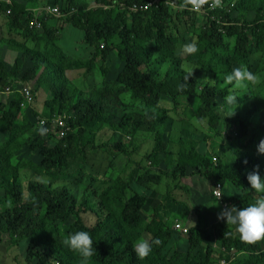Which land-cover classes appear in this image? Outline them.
Returning a JSON list of instances; mask_svg holds the SVG:
<instances>
[{
    "label": "trees",
    "instance_id": "16d2710c",
    "mask_svg": "<svg viewBox=\"0 0 264 264\" xmlns=\"http://www.w3.org/2000/svg\"><path fill=\"white\" fill-rule=\"evenodd\" d=\"M148 1L151 0H95L88 5L82 0H56L55 6L63 15L55 19L44 12V4L43 9L34 11L15 1H0V15L9 31L34 42L38 41L37 32L45 38L40 52L30 50L25 42L0 39L1 48L13 49L18 54L11 64L0 55V134L6 138L0 144V243L10 239L15 244L27 239V264H81L80 257L65 244L67 236L75 231L88 232L96 249L86 264H216L220 260L227 264H264V237L252 244L244 243L234 226L224 224L222 219L210 223L197 214V222L187 233L173 227L176 221L183 224L182 221L164 220L157 207L152 206L147 219L143 211L150 202L149 196L140 193L129 196L127 191L134 179L148 186L152 177L150 168L140 176L133 169L127 179L110 180L102 179L100 170L91 166V157L101 147H107L96 145L101 130L107 128L125 136L150 133L154 135V145L146 159L152 168L164 163L165 174L183 176L190 167L214 178L216 183L233 184L241 195L224 200L225 207L242 208L259 197L247 188L245 178L253 170L264 176V154L256 152V143L264 137V129L253 122L258 118V110L249 106L238 108L235 104L230 111L226 110L229 116L216 114L225 106L224 97L230 94L232 84L223 88L206 85L199 91L195 75H188L190 71H181L177 66L186 59L198 66L200 72L222 80L233 68L252 69V63L257 60L254 55L264 56V0H237L233 5L223 0L224 5L209 15L189 9L175 10L183 0L175 2V6L163 3L156 8L132 10L134 5ZM174 17L190 20L193 25L200 23L194 43L196 51L184 58L183 38L168 33ZM37 20L42 28H30V23ZM57 20L91 34L89 44L94 51L84 64H72L56 44L57 31L51 26ZM229 39H234L232 48L227 43ZM154 55L176 68L163 74L153 72L150 64ZM113 59L123 63L115 80H105L108 82L88 95L68 86L67 71L83 68L88 75L98 65L103 69ZM105 74L106 68L102 76ZM28 84L36 85L41 91L30 106L38 119L36 122L23 112V97L17 90ZM181 84L182 89L178 87ZM7 88L13 90L9 97L5 94ZM122 95L138 107L126 110L119 101ZM40 100L41 117L35 111ZM193 101L196 104L190 109ZM162 102L172 107L166 109ZM260 104L264 106V101ZM183 106L188 119L197 122L208 119V132L218 133L227 141L223 145L225 154H229L226 164L218 158L214 166L211 154L198 153L200 141L194 136L198 130L191 122L182 126L183 132L191 135L166 139V128L173 119L170 112H177ZM58 115L68 122L70 130L66 135L57 138L55 128L40 135L38 121L44 118L48 122ZM8 146L15 149L13 154L7 152ZM113 148L127 152L122 145ZM73 149L77 151L78 161L68 168L69 159L75 158L70 154ZM24 169L54 179H68L77 183L76 190L90 192L79 198L63 185L53 187L43 180H29L25 184L20 178ZM168 197L184 208L185 218L189 216L187 203L176 200L170 192L163 199ZM85 215L95 222L88 224ZM147 234L149 237L145 238ZM153 238H159V245L147 257L138 259L133 244L139 239ZM213 238L219 242L217 257L213 256L217 250Z\"/></svg>",
    "mask_w": 264,
    "mask_h": 264
},
{
    "label": "rangeland",
    "instance_id": "374dc122",
    "mask_svg": "<svg viewBox=\"0 0 264 264\" xmlns=\"http://www.w3.org/2000/svg\"><path fill=\"white\" fill-rule=\"evenodd\" d=\"M37 1V0H36ZM56 0H41L40 4L43 3L42 7L44 9L49 8L50 6L58 5L55 3ZM60 1V0H59ZM86 2L88 5H92L95 0H82ZM180 1V0H178ZM225 1V0H224ZM231 4H234L237 0H227ZM32 4V5H31ZM36 6L38 9V2H31L27 5V7ZM247 14V13H246ZM243 14V15H246ZM249 14V13H248ZM247 14V15H248ZM252 16L251 13L248 17ZM53 19L57 18L55 16ZM58 22L51 27L57 31V42L58 47L63 51V53L71 60L72 64L77 65L79 62L85 63L88 59L91 58L93 54V47L89 44L91 39V34L80 31L74 28L71 25H67L63 22ZM197 24V25H196ZM194 25L192 21L176 18L172 19V23L169 27L168 33L177 34L182 37L184 40V44L181 46L182 49V58L186 57L187 52L183 51L184 46L189 43L194 44L197 41L198 27H200V23L196 22ZM40 30V29H38ZM38 33V41L34 42L30 39H24L23 36L18 35L16 31H9L8 28L4 24L3 15H0V39L1 40H18L19 42H25V45L34 51H43V43L45 38L40 32ZM229 41V42H228ZM227 43H230V48L234 45V39H229ZM3 50L5 54L3 59H5L9 64L14 61L15 56L18 55L16 51L8 50L6 47L0 48ZM153 50V48H150ZM5 51V52H4ZM154 51V50H153ZM257 57L252 63V69L248 70L252 73L254 79L248 82L247 89L237 88L233 83L230 88V94H235L237 97L238 108L249 106L252 109L258 110V118H254L253 122L258 124L260 128L264 129V106L260 103L264 101V56H260V54L254 55ZM189 61L186 59H182L180 61V65L177 68L181 71H190L193 73L197 79L198 90L201 91L206 85L216 86L218 85L220 88L227 87L230 84L226 82V80H222L219 77H215L213 74H207L205 72H200L198 66L193 65V63H188ZM105 76H102V73H105ZM150 68L153 72L158 74H163L168 69H175V65H171L166 61H163L159 58V56L154 55L151 60ZM123 69V63L117 59H113L108 61L106 66L101 69L98 65L94 71H91L88 75H85V70L83 68L74 69L72 71H67L65 73V77L67 78V84L70 87L77 89L78 91H82L84 95H88V93L92 90H96L98 86L104 85L105 80H115L116 77ZM22 87H28L31 92L33 98L39 96L41 91H38L36 85L28 84L22 85ZM46 96V95H45ZM128 96L122 95L119 98V101L125 106L126 110H133L138 107V105H132V102L128 99ZM262 99V101H261ZM6 100H8L6 98ZM10 101V100H8ZM35 111H37L41 117L42 115V104L41 100L38 102ZM196 101H193L190 104V109L194 107ZM236 103L234 102L233 105ZM162 107L169 109L172 105L168 102H162ZM33 107V106H32ZM32 107H26L23 112L28 114L32 120L36 122L35 114L32 113ZM228 106L221 107L222 110L216 112V114H220L222 112L223 115H226L227 111H230ZM186 106H183L178 109L177 112H170L173 119L172 123H169V126L166 128V139L171 141L172 139L178 140V138L182 137V135H191L187 134L188 131L183 132V125H189L191 122L192 125L198 130V132L194 133L195 138L200 141V147L198 148V153L205 154L208 152L213 156V164L216 166V159H220V161L224 164L228 162L229 154H225L226 149L223 146L224 142L227 144L222 137L218 136V133H210L207 130L208 119L203 120V122H197L192 120V118H187V116L183 113V110ZM244 113V112H240ZM62 115H58L53 117L52 119H48L49 126L56 120L62 118ZM171 117V118H172ZM189 121H188V120ZM212 120L215 121V115L212 116ZM186 122V123H185ZM194 131V128H191ZM38 130V127H37ZM170 131V132H169ZM3 134V133H1ZM0 134V144L5 141V137ZM211 136V138H208ZM207 137V138H206ZM258 143V142H257ZM256 143V144H257ZM107 145L106 149L102 148V145ZM96 145H99L101 149L99 152L91 157V166L94 168H98L101 172L102 179H127L130 172L133 169H136L137 175H143L146 169H151V180L148 186H143L134 179L127 191V195H131L133 193H140L149 196L150 202L148 201L144 206L143 215L149 219L150 214L152 213V206L157 207L160 216L170 223L173 219H179L183 222V224L189 228L197 222V214H201L203 217L207 218L210 223L218 221L217 215L220 213L222 209L226 206L224 200H227L230 197H238L241 195V192L235 187L233 184L225 183L222 184V193L218 198L216 194H214V189L216 188L215 179H211L206 177L204 174L193 171L192 168L187 167L186 172L183 176L179 173L175 176H170L164 173L165 165L161 163L160 166L152 168L150 166V162L146 159V155H148L154 145V135L150 133H138L135 136H125L118 132H114L113 130H109L107 128L101 130L96 137ZM122 145L127 149L126 154L123 152H119L113 148V146ZM7 152L13 154L15 149L13 146H8L6 148ZM104 150V151H103ZM173 150H176L174 147ZM255 151V150H254ZM72 157L77 156L76 149H73ZM18 154V153H17ZM176 155V154H175ZM18 156V155H17ZM19 157V156H18ZM78 161V157L70 158L68 161V168H72L76 162ZM78 166V165H76ZM161 169V170H160ZM163 171V172H162ZM218 171V169H215ZM20 178L23 183H27L29 180H43L53 187L55 186H66L70 189L71 192L77 193L79 198L87 195L90 191H82L76 190L77 183L69 182L68 179H54L51 176L38 174L32 170L24 169L21 171ZM87 184V182L85 183ZM182 187H186L184 189ZM78 188V187H77ZM170 192V194L176 199L187 203L189 206V216L185 218L184 208L180 204H174L171 200V197L163 199V197ZM260 195V194H259ZM94 200V197L92 198ZM214 204V205H213ZM85 220L88 224H92L95 222V219H90L88 215H85ZM145 238L149 237V234L144 236ZM186 237V236H183ZM217 250L214 253V257L219 255V242L216 239H212ZM27 239L18 240L17 243H13L10 239L3 241L0 243V260L3 261L9 260L13 264H27L26 255H27ZM186 245H183L185 248Z\"/></svg>",
    "mask_w": 264,
    "mask_h": 264
},
{
    "label": "clouds",
    "instance_id": "9594fccd",
    "mask_svg": "<svg viewBox=\"0 0 264 264\" xmlns=\"http://www.w3.org/2000/svg\"><path fill=\"white\" fill-rule=\"evenodd\" d=\"M205 4H208L209 8L221 7L222 0H183L175 10L189 9L199 12ZM183 51L193 53L196 51V48L194 44L189 43L184 46ZM190 74L191 70L188 75ZM185 79L187 80V76H185ZM253 79L254 77L251 72L246 68L240 67L233 68L231 72L225 76V80L228 84L231 85L234 83L237 88L242 89H247L248 82ZM178 87L182 89L184 86L181 84ZM237 97L238 96L235 94L226 95L224 97V104L231 107L235 102L238 105L239 101ZM233 109L234 108L231 109V114L233 113ZM42 124L43 122H41V126L38 128L40 135H44L47 132V129L44 128ZM256 152L258 154H264V137H261L256 144ZM243 162L246 163V161ZM253 168L255 169L256 166H253ZM245 178L248 183L247 188L261 195H259L254 203H250L245 207L241 208L235 205L225 207L218 213L217 219H222L224 224L234 226L238 238L244 243L252 244L264 237V176H261L257 171L253 170L247 172ZM229 234L231 235V233ZM159 243V238H153L150 241L139 239L133 244V252L138 259L142 260L147 257L152 252L153 247L159 245ZM65 244L69 250L75 252L80 257L81 264H86V261L96 252L93 241L86 231H75L70 233L65 240Z\"/></svg>",
    "mask_w": 264,
    "mask_h": 264
},
{
    "label": "built area",
    "instance_id": "2783aa9c",
    "mask_svg": "<svg viewBox=\"0 0 264 264\" xmlns=\"http://www.w3.org/2000/svg\"><path fill=\"white\" fill-rule=\"evenodd\" d=\"M178 0H168V1H165V0H151V1H148L147 4H136L132 7V10L133 11H142V10H145V9H149V7H152V8H156L158 7L159 5L163 4V3H166L168 5H172V6H175V2H177ZM224 5V1L222 0V6ZM233 5V4H232ZM221 6V7H222ZM221 7H216V8H209L208 4H205L202 8L201 11L197 12V11H194L196 13H200L202 15H209L211 12H215L217 11L219 8ZM45 13L47 15H51V16H55L57 18H60L63 13L61 11V9L58 7V6H50L49 8H46L44 9ZM30 28H33V29H41V23L39 22V20L37 21H33L30 23ZM19 93L22 95L23 97V107L27 106H31L32 103H33V96H32V92L31 90L28 88V87H21L19 89ZM13 93V90L11 88H7L6 91H5V94L7 97L11 96ZM61 120L59 121L56 120V122L54 121L50 127H47L48 125V122L46 119H40L38 121V125L37 127L39 128L41 126V122H43L42 126L45 127L47 129V133L51 132V128H55V129H58L57 131V138H63L66 133L70 130L69 126H68V122L66 121V119H64V116L62 118H60ZM38 120V119H37ZM222 193V184L221 183H218L216 185V188L214 189V194H216L217 197H219ZM174 229L181 232V233H187L188 232V228L186 226H184L181 222L179 221H176L173 225ZM216 264H227V262L225 260H220L218 261Z\"/></svg>",
    "mask_w": 264,
    "mask_h": 264
},
{
    "label": "crops",
    "instance_id": "0c3cea01",
    "mask_svg": "<svg viewBox=\"0 0 264 264\" xmlns=\"http://www.w3.org/2000/svg\"><path fill=\"white\" fill-rule=\"evenodd\" d=\"M0 1H7V2H11V1H15V2H18V3H20V4H23V5H28L27 3H29L28 1H26V0H0ZM32 2H34V1H32ZM40 2H41V0H39L38 1V4H39V9L37 10H35V8H33V7H29L28 6V8H30V9H34V11H39L40 9H43V8H41V6H42V4L43 3H41L40 4ZM32 5V4H31ZM46 19H47V16L45 17ZM51 22V21H50ZM51 23H53V22H51ZM56 23H58V22H55V23H53L52 25H55ZM68 25V24H67ZM69 26V25H68ZM1 48V47H0ZM5 52V51H4ZM0 55L1 56H4L5 54L3 53V50L2 49H0ZM4 57H6V56H4ZM27 106H25V108H26ZM28 241V240H27ZM0 252H1V249H0ZM2 253V252H1ZM1 257V256H0ZM0 264H13L11 261H9V260H5V261H3V263H2V260H0Z\"/></svg>",
    "mask_w": 264,
    "mask_h": 264
}]
</instances>
